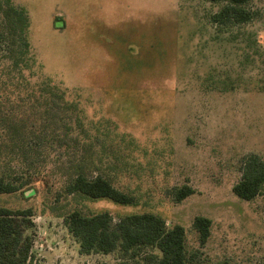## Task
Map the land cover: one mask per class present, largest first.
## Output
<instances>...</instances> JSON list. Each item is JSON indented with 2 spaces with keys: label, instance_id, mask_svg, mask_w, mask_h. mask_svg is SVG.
I'll return each mask as SVG.
<instances>
[{
  "label": "rangeland",
  "instance_id": "obj_1",
  "mask_svg": "<svg viewBox=\"0 0 264 264\" xmlns=\"http://www.w3.org/2000/svg\"><path fill=\"white\" fill-rule=\"evenodd\" d=\"M10 1L29 14L39 63L31 73L65 90L78 106L96 172L137 200L78 207L114 219L148 212L179 224L199 264H264V188L253 201L232 195L242 157L264 160V0L253 1V23L222 34L208 21L217 7L205 0ZM72 156L42 150L48 183L25 198L0 197V208L32 209L31 264H133L115 254H80L64 227L59 214L72 206L56 203L55 192ZM183 185L194 193L175 203L170 193ZM196 217L211 222L202 246Z\"/></svg>",
  "mask_w": 264,
  "mask_h": 264
},
{
  "label": "trees",
  "instance_id": "obj_2",
  "mask_svg": "<svg viewBox=\"0 0 264 264\" xmlns=\"http://www.w3.org/2000/svg\"><path fill=\"white\" fill-rule=\"evenodd\" d=\"M205 1L217 7L208 21L218 34L246 27L259 17L254 0ZM0 16V46L6 48L0 60V197L22 193L25 198L26 192L48 183L47 171L39 161L42 150L57 147L58 151H70L73 156L62 170L64 182L55 192V201L72 206L59 217L77 241L80 254H115L133 264H199L200 253L187 249L186 230L179 224L168 226L160 216L148 212L114 219L106 211L85 213L78 207L100 199L136 206L137 200L114 187L107 175L96 172L92 144L78 125V106L67 100L65 90L41 72L31 73L37 60L29 41L27 9L0 0ZM33 77L36 81L32 83ZM240 172L232 195L253 201L264 188V160L248 153L241 159ZM193 193L183 185L173 188L170 196L180 203ZM32 218L30 208H0V264H31ZM210 227V219L194 218L192 228L200 246L210 235Z\"/></svg>",
  "mask_w": 264,
  "mask_h": 264
}]
</instances>
